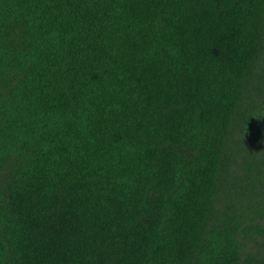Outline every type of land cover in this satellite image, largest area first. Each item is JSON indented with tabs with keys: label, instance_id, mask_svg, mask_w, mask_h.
<instances>
[{
	"label": "trees",
	"instance_id": "16d2710c",
	"mask_svg": "<svg viewBox=\"0 0 264 264\" xmlns=\"http://www.w3.org/2000/svg\"><path fill=\"white\" fill-rule=\"evenodd\" d=\"M0 264H264V0H0Z\"/></svg>",
	"mask_w": 264,
	"mask_h": 264
}]
</instances>
